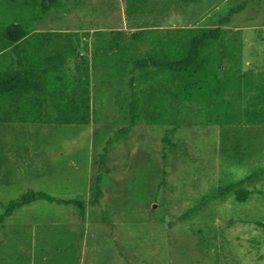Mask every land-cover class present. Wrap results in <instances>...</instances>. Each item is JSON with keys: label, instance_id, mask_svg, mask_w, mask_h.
Wrapping results in <instances>:
<instances>
[{"label": "rangeland", "instance_id": "1", "mask_svg": "<svg viewBox=\"0 0 264 264\" xmlns=\"http://www.w3.org/2000/svg\"><path fill=\"white\" fill-rule=\"evenodd\" d=\"M241 4L220 27L221 122L173 98L167 73L134 68L178 57ZM12 23L43 34L46 74L88 78L89 120L20 123L31 98L0 96V215L29 191L85 207L35 201L13 211L0 223V264H264V124L243 115L264 87V0H0V32ZM17 71L0 39V74ZM161 93L167 124L152 125Z\"/></svg>", "mask_w": 264, "mask_h": 264}, {"label": "trees", "instance_id": "2", "mask_svg": "<svg viewBox=\"0 0 264 264\" xmlns=\"http://www.w3.org/2000/svg\"><path fill=\"white\" fill-rule=\"evenodd\" d=\"M13 4L28 7L34 5L23 1ZM244 4L232 8L226 17L219 20L218 27L202 31L191 37L178 57L171 59L148 58L134 62V68L150 63L157 71L167 73L172 80V95L177 101L182 100L200 104L205 108L204 117L210 122H221L224 116V80H223V33L221 26L230 21V17L243 10ZM43 34L28 36L26 30L19 23H12L0 32V39L13 45V58L18 66L14 74H0V96L30 97L33 101L24 114L17 118L20 123L33 124H60V125H86L88 124L89 106L87 96L89 93L88 78H78L74 82L65 81L64 78L48 75L44 65L50 58L48 47L36 44L37 38L42 39ZM35 42V43H34ZM94 45V53L99 51V39ZM24 48V49H23ZM48 58V59H47ZM243 88L245 94L253 89L251 72L243 74ZM263 86V85H262ZM264 89V87H262ZM260 89L250 96L247 106L243 110L247 124H264V90ZM66 91L65 94L62 92ZM246 96V95H244ZM247 97V96H246ZM164 96L159 94L154 103L153 113L146 117L152 125H166L167 119L157 109L164 107ZM79 100V101H78ZM45 107L55 112V117L43 116L40 108ZM202 108V109H203ZM204 110V109H203ZM158 111V112H156ZM134 125V120L130 121ZM98 189V188H96ZM97 190L96 197H99ZM35 201H45L63 206L76 207L81 214L84 213V202L77 199H60L44 192L29 191L19 200L11 201L0 215V223L12 215L13 211ZM97 198L94 199V203ZM256 224L264 228V223Z\"/></svg>", "mask_w": 264, "mask_h": 264}]
</instances>
